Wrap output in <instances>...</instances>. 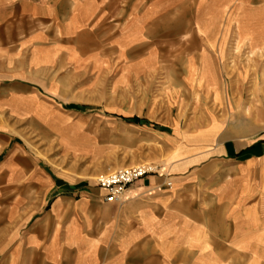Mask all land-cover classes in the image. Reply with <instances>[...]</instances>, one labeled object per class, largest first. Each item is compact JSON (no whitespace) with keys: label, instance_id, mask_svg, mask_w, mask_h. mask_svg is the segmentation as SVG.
<instances>
[{"label":"crops","instance_id":"crops-1","mask_svg":"<svg viewBox=\"0 0 264 264\" xmlns=\"http://www.w3.org/2000/svg\"><path fill=\"white\" fill-rule=\"evenodd\" d=\"M159 2L0 0V264H264V139L253 133L222 138L218 120L170 132L124 114L161 139L162 154L140 160L157 169L121 202L95 180L124 164L96 161L90 68L106 63L90 58L140 43Z\"/></svg>","mask_w":264,"mask_h":264},{"label":"rangeland","instance_id":"rangeland-1","mask_svg":"<svg viewBox=\"0 0 264 264\" xmlns=\"http://www.w3.org/2000/svg\"><path fill=\"white\" fill-rule=\"evenodd\" d=\"M171 3L160 0L158 19L145 26L152 31L132 47L128 42L125 54L112 48L90 58L106 63L90 68V137L101 149L96 161L124 164L96 175L97 184L126 167L157 169L140 160L161 155V139L127 125L124 114L151 117L170 132L218 120L222 138L253 133L264 139V0ZM31 143L40 149L37 137Z\"/></svg>","mask_w":264,"mask_h":264},{"label":"built area","instance_id":"built-area-1","mask_svg":"<svg viewBox=\"0 0 264 264\" xmlns=\"http://www.w3.org/2000/svg\"><path fill=\"white\" fill-rule=\"evenodd\" d=\"M155 171L156 168L146 165L126 167L111 174L100 176L98 185L107 192L106 201L121 202L130 186Z\"/></svg>","mask_w":264,"mask_h":264},{"label":"trees","instance_id":"trees-1","mask_svg":"<svg viewBox=\"0 0 264 264\" xmlns=\"http://www.w3.org/2000/svg\"><path fill=\"white\" fill-rule=\"evenodd\" d=\"M134 120H135V121H138V119H137V118H134Z\"/></svg>","mask_w":264,"mask_h":264},{"label":"bare ground","instance_id":"bare-ground-1","mask_svg":"<svg viewBox=\"0 0 264 264\" xmlns=\"http://www.w3.org/2000/svg\"><path fill=\"white\" fill-rule=\"evenodd\" d=\"M248 43H249V41H248ZM256 53V52H255Z\"/></svg>","mask_w":264,"mask_h":264}]
</instances>
